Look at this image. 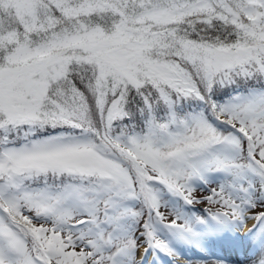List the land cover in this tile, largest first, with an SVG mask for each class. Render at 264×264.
<instances>
[{"label": "snow or ice", "instance_id": "1", "mask_svg": "<svg viewBox=\"0 0 264 264\" xmlns=\"http://www.w3.org/2000/svg\"><path fill=\"white\" fill-rule=\"evenodd\" d=\"M0 264H264V0H0Z\"/></svg>", "mask_w": 264, "mask_h": 264}, {"label": "bare ground", "instance_id": "2", "mask_svg": "<svg viewBox=\"0 0 264 264\" xmlns=\"http://www.w3.org/2000/svg\"><path fill=\"white\" fill-rule=\"evenodd\" d=\"M250 226V225H249Z\"/></svg>", "mask_w": 264, "mask_h": 264}]
</instances>
